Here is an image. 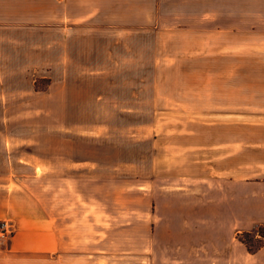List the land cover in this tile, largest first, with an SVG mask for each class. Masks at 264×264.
I'll use <instances>...</instances> for the list:
<instances>
[{"label":"crops","instance_id":"obj_1","mask_svg":"<svg viewBox=\"0 0 264 264\" xmlns=\"http://www.w3.org/2000/svg\"><path fill=\"white\" fill-rule=\"evenodd\" d=\"M158 14V0H0V114L12 99L15 107L36 108L39 93L59 114H215L214 77L193 85L189 33L197 29L161 25ZM242 79L224 78L223 114L241 116L248 106L261 121L224 120L216 140L215 122L194 118V144L182 147L187 154L153 158L155 164L176 160L180 178H194V188L174 190L194 194V220H145L148 233L127 236L122 252L141 256L143 264H264V235L254 251L235 236L264 224V98L256 90L253 103L234 106ZM249 126L261 131L248 135ZM5 148L0 141V221H10L13 232L0 237V264H98L104 244L117 237L104 238L101 199L87 202L72 174L87 162L101 167L102 158H6ZM247 188L263 195L262 206L249 212ZM215 194L225 197L217 213Z\"/></svg>","mask_w":264,"mask_h":264},{"label":"rangeland","instance_id":"obj_2","mask_svg":"<svg viewBox=\"0 0 264 264\" xmlns=\"http://www.w3.org/2000/svg\"><path fill=\"white\" fill-rule=\"evenodd\" d=\"M158 9L161 25L197 29L189 33L194 36L193 85L202 76L214 77L211 91L215 97V114L209 117L59 114L47 109V100L41 97L43 93L33 101L36 108L15 107L12 99L8 113L0 114V141L5 142L6 158H86L87 161L102 158L101 167L95 168L87 162L80 174H72L74 185L86 192L87 202H93L95 195L101 199L104 238L117 237L104 244L106 250L98 264H143L141 256L122 250L128 245L127 236L148 233L145 220H194V194L174 193L175 189L194 188V178L187 176L188 173L184 174L186 179L180 178L174 170L178 166L176 160L153 163V158H181L190 151L187 148L182 153V147L194 144V118L214 121L216 140L222 138L223 127L218 125L224 120L232 124L246 120L253 125L263 118L250 112L248 106L244 115H224L222 105L224 78L229 75L244 78L243 96L233 99L234 106L240 101L246 105L253 103L256 90L264 98V0H158ZM250 28H257V32H251ZM206 44L211 47L207 49ZM212 48L213 56L209 52ZM190 67L184 63L183 73L190 74ZM260 76L262 79L258 81L255 77ZM35 84L39 88L45 85L42 80H36ZM237 130L238 127L232 126L231 133ZM247 130L248 135L261 131L254 126ZM214 198L217 213L225 197L215 194ZM262 198L260 191L247 188V212L261 207ZM238 206L232 201V208ZM263 235L264 224L235 234L250 251L260 247ZM132 245L137 248L142 243ZM110 248L116 253L111 254ZM87 264L95 263L88 259Z\"/></svg>","mask_w":264,"mask_h":264},{"label":"built area","instance_id":"obj_3","mask_svg":"<svg viewBox=\"0 0 264 264\" xmlns=\"http://www.w3.org/2000/svg\"><path fill=\"white\" fill-rule=\"evenodd\" d=\"M13 232V225L8 220L0 221V237H6Z\"/></svg>","mask_w":264,"mask_h":264}]
</instances>
